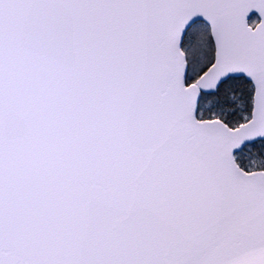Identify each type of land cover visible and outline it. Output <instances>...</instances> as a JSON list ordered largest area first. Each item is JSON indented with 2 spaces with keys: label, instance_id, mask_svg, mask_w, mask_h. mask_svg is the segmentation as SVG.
Wrapping results in <instances>:
<instances>
[{
  "label": "snow or ice",
  "instance_id": "snow-or-ice-1",
  "mask_svg": "<svg viewBox=\"0 0 264 264\" xmlns=\"http://www.w3.org/2000/svg\"><path fill=\"white\" fill-rule=\"evenodd\" d=\"M0 264H264V0H0Z\"/></svg>",
  "mask_w": 264,
  "mask_h": 264
}]
</instances>
